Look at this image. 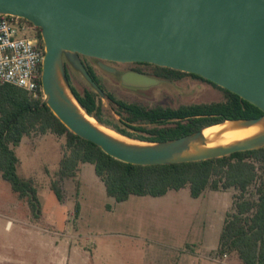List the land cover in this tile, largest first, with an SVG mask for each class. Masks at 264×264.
<instances>
[{"label": "rangeland", "instance_id": "rangeland-1", "mask_svg": "<svg viewBox=\"0 0 264 264\" xmlns=\"http://www.w3.org/2000/svg\"><path fill=\"white\" fill-rule=\"evenodd\" d=\"M29 34H34V30ZM73 56L95 70L104 95L64 54L71 84L81 93L84 89L95 91L99 95L101 119L131 133L134 132L119 122V109L106 97V92L145 108L177 109L192 104L224 103L229 98L218 85L164 69H157V76H150L159 79V85L130 88L122 84L119 75L102 70L98 59ZM103 63L120 75L126 73L123 65ZM65 142V137L51 133L32 134L15 148L20 160L19 175L33 178L38 189V217L28 199L15 193L0 173V264H242L236 253H218L224 220L233 209L238 190L208 189L199 198H193L186 186L161 197L131 195L127 201L117 202L107 195L90 163L81 165L77 177L59 180L57 172ZM258 167L261 176L263 170ZM55 180L62 188V200L51 189ZM254 194L252 186L248 197Z\"/></svg>", "mask_w": 264, "mask_h": 264}, {"label": "water", "instance_id": "water-1", "mask_svg": "<svg viewBox=\"0 0 264 264\" xmlns=\"http://www.w3.org/2000/svg\"><path fill=\"white\" fill-rule=\"evenodd\" d=\"M0 14L18 16L41 28L45 45L42 85L48 96L45 101L70 131L115 159L141 166L174 164L264 147L263 136L199 155L176 157L192 141L202 139L204 129L154 143L161 148L124 147L84 121L76 109L61 102L57 92L71 104L65 91L55 84L59 65L70 90L63 62L66 54L93 88L104 95L84 63L73 56L79 54L98 59L99 67L119 75L124 86L159 85V79L136 72L120 75L103 63L143 62L198 75L237 94L264 113V0H0ZM263 117L264 114L243 121L254 124Z\"/></svg>", "mask_w": 264, "mask_h": 264}, {"label": "trees", "instance_id": "trees-1", "mask_svg": "<svg viewBox=\"0 0 264 264\" xmlns=\"http://www.w3.org/2000/svg\"><path fill=\"white\" fill-rule=\"evenodd\" d=\"M22 20L30 30H34L32 36L38 38L39 45L45 47L41 28L26 19ZM86 68L103 89L93 69ZM163 69L185 73L166 67ZM187 74L203 79L195 74ZM67 78L71 93L86 113L117 133L144 142H167L228 120L256 119L264 114L258 107L226 89L223 90L229 97L227 102L192 104L177 109L145 108L106 92V97L119 109V122L134 132L131 133L119 125L104 122L100 117L99 95L89 89L81 93L71 84L68 72ZM40 86L42 88L35 96L14 85H0V173L15 193L28 199L36 217L41 213L38 189L33 178L25 179L19 175L20 160L15 148L32 134L51 133L66 138L57 172L59 180L77 177L81 165L90 163L104 183L107 195L117 202L127 201L131 195L161 197L170 190H180L186 186L190 187L193 198H199L208 189L238 190V195H234L233 209L224 220L218 253L220 256L236 253L242 264H264V147L203 161L148 166L125 163L70 131L45 101L42 80ZM258 165L263 170L261 176ZM59 180L51 183V189L58 200H62ZM252 186H255V194L248 197ZM79 211L80 206L77 205L76 214Z\"/></svg>", "mask_w": 264, "mask_h": 264}, {"label": "built area", "instance_id": "built-area-1", "mask_svg": "<svg viewBox=\"0 0 264 264\" xmlns=\"http://www.w3.org/2000/svg\"><path fill=\"white\" fill-rule=\"evenodd\" d=\"M23 18L0 14V85L10 84L38 95L45 47L29 34Z\"/></svg>", "mask_w": 264, "mask_h": 264}, {"label": "bare ground", "instance_id": "bare-ground-1", "mask_svg": "<svg viewBox=\"0 0 264 264\" xmlns=\"http://www.w3.org/2000/svg\"><path fill=\"white\" fill-rule=\"evenodd\" d=\"M55 84L57 87L65 91V96L71 100V104L67 103L62 95L57 92L58 99L64 104L77 110L79 116L93 126L96 130L102 133L104 136L109 138L115 143H118L124 147L133 149L143 148H161V145L154 143H146L137 141L126 136H123L99 123L95 118L91 117L86 111L80 106L78 101L72 96L67 84L62 76L61 67L57 65L55 72ZM45 99L48 98L44 94ZM264 136V117L257 123L250 124L243 120L238 121H226L224 123L210 126L204 129L202 139L192 141L188 148L182 153H178L176 157H188L199 155L205 151L214 148L231 147L240 145L258 139Z\"/></svg>", "mask_w": 264, "mask_h": 264}, {"label": "flooded vegetation", "instance_id": "flooded-vegetation-1", "mask_svg": "<svg viewBox=\"0 0 264 264\" xmlns=\"http://www.w3.org/2000/svg\"><path fill=\"white\" fill-rule=\"evenodd\" d=\"M83 63L85 65V67L86 66L87 67H91V66L87 65L84 61H83ZM109 63L112 64V65H115V64L119 65L120 64V65L125 66V69H123V71L126 72V73L127 72H136V73H141V74H145V75L153 76V77L157 76V74H158V73H156L157 69H159V70L163 69V67L157 66L155 64L143 63V62H133V63L109 62ZM152 69L154 70V73H153ZM93 71L95 72L94 69H93ZM207 82H209V81H207Z\"/></svg>", "mask_w": 264, "mask_h": 264}]
</instances>
